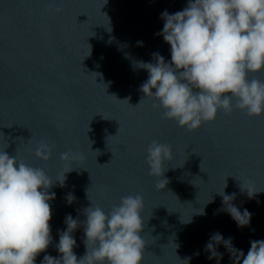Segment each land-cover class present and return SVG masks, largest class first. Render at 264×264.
<instances>
[{
  "label": "water",
  "instance_id": "95a60500",
  "mask_svg": "<svg viewBox=\"0 0 264 264\" xmlns=\"http://www.w3.org/2000/svg\"><path fill=\"white\" fill-rule=\"evenodd\" d=\"M187 2L0 0V151L53 180L74 167L62 187L56 181L50 189L53 239L36 264L59 255L55 246L67 215L83 220L91 201L108 212L121 197L137 194L143 197L147 244L142 264H186V257L190 264H217L204 250L216 232L233 238L245 256L250 241L264 240V115L221 111L189 132L163 118L153 106L158 102L141 101L148 72L136 63L154 62L153 53L170 61V45L156 35L163 28L160 14L180 11ZM249 79L264 81V71ZM153 140L174 152L165 165L168 183L160 189L146 164ZM41 141L55 146L48 161L34 154ZM65 152L76 158L62 162ZM243 182L259 191L254 198L241 193ZM223 188L252 214L249 226L239 228L220 211L217 192ZM69 195L75 197L71 204ZM73 235L80 258L83 228ZM216 249L223 255L219 264H236L223 244Z\"/></svg>",
  "mask_w": 264,
  "mask_h": 264
},
{
  "label": "clouds",
  "instance_id": "9594fccd",
  "mask_svg": "<svg viewBox=\"0 0 264 264\" xmlns=\"http://www.w3.org/2000/svg\"><path fill=\"white\" fill-rule=\"evenodd\" d=\"M160 19L163 28L156 35L170 45L171 59L166 61L153 53L154 62L136 63L148 72L140 85L144 94L141 101L158 102L153 106L163 110V118L189 132L214 121L221 111L264 115V81L249 79L250 73L264 71V0H188L180 11L170 14L164 10ZM119 132L120 128L117 135ZM54 147L41 141L34 154L48 161ZM146 151L155 187L165 188V165L174 159L172 146L153 140ZM75 158L71 152L60 156L62 162ZM73 170L70 167L53 180L43 169L27 165L5 149L0 151V264H36L37 256L48 249L53 239L50 201L55 199L50 189L56 181L62 187L66 174ZM224 188L217 192L222 197L220 211L230 215L239 228L249 226L252 214L246 208L241 211L234 204L235 194H226ZM240 189L249 199L259 192L245 182ZM86 195L89 199V190ZM74 199L67 197L69 204ZM143 208L139 194L121 197L108 212L91 201L83 210V220L70 214L65 217L66 227L58 232L55 246L59 255H45L41 264H142L147 245L142 236ZM199 214H204L203 209ZM78 228H83L86 248L80 258L74 252L77 243L73 234ZM220 244L236 264H241V258L242 264H264V240L250 241L245 256L234 247L233 238L211 234L204 250L210 253L207 259H216L217 264L223 258L216 249ZM190 260L186 257L182 261L190 264Z\"/></svg>",
  "mask_w": 264,
  "mask_h": 264
}]
</instances>
